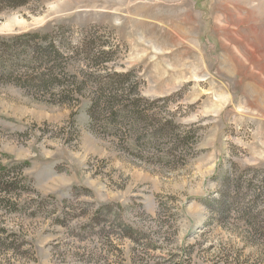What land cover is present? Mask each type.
<instances>
[{
    "label": "rangeland",
    "instance_id": "374dc122",
    "mask_svg": "<svg viewBox=\"0 0 264 264\" xmlns=\"http://www.w3.org/2000/svg\"><path fill=\"white\" fill-rule=\"evenodd\" d=\"M12 4L0 264H264V0Z\"/></svg>",
    "mask_w": 264,
    "mask_h": 264
},
{
    "label": "trees",
    "instance_id": "16d2710c",
    "mask_svg": "<svg viewBox=\"0 0 264 264\" xmlns=\"http://www.w3.org/2000/svg\"><path fill=\"white\" fill-rule=\"evenodd\" d=\"M9 1L13 2L12 6H18V5H21V4H23L25 2V0H21V1H19V0H9ZM204 204L207 205L206 203H204Z\"/></svg>",
    "mask_w": 264,
    "mask_h": 264
}]
</instances>
